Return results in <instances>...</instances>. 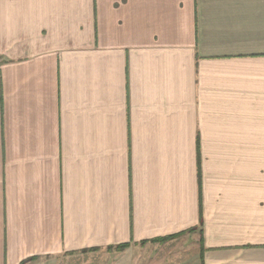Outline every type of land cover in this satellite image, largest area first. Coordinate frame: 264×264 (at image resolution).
<instances>
[{
	"label": "crops",
	"instance_id": "crops-1",
	"mask_svg": "<svg viewBox=\"0 0 264 264\" xmlns=\"http://www.w3.org/2000/svg\"><path fill=\"white\" fill-rule=\"evenodd\" d=\"M0 264H264V0H0Z\"/></svg>",
	"mask_w": 264,
	"mask_h": 264
},
{
	"label": "trees",
	"instance_id": "trees-1",
	"mask_svg": "<svg viewBox=\"0 0 264 264\" xmlns=\"http://www.w3.org/2000/svg\"><path fill=\"white\" fill-rule=\"evenodd\" d=\"M200 155H199V141L197 139V185H198V201H199V224L197 227L189 229V232H195L198 231L199 235H202V224H203V220H202V205H201V181H200ZM173 236H169L165 239H169V238H173ZM177 236V235H176ZM165 239H161V240H165ZM126 246V244L123 245H119L117 248L123 249ZM202 252L201 251V262H202Z\"/></svg>",
	"mask_w": 264,
	"mask_h": 264
},
{
	"label": "rangeland",
	"instance_id": "rangeland-1",
	"mask_svg": "<svg viewBox=\"0 0 264 264\" xmlns=\"http://www.w3.org/2000/svg\"><path fill=\"white\" fill-rule=\"evenodd\" d=\"M166 240V239H165ZM167 240H169V239H167ZM161 256H163L162 254H160ZM158 257V256H157Z\"/></svg>",
	"mask_w": 264,
	"mask_h": 264
}]
</instances>
